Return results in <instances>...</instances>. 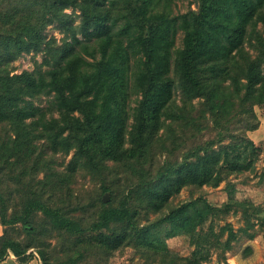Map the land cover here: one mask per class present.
Instances as JSON below:
<instances>
[{"label":"trees","instance_id":"16d2710c","mask_svg":"<svg viewBox=\"0 0 264 264\" xmlns=\"http://www.w3.org/2000/svg\"><path fill=\"white\" fill-rule=\"evenodd\" d=\"M170 1L0 0V134L6 136L0 140V166L27 163L32 130L45 135L53 150L73 147L72 169L82 159L92 166L105 159L144 161L176 86L186 98L203 97L215 125L233 117L245 123L242 131L230 133L228 143L214 146V140H205L153 170L141 166L125 197L116 205L102 199L96 219L87 226L31 187L26 195L32 196L8 214L9 194L0 184L2 223L21 222L30 237L24 243L4 237L0 259L7 250L23 263L32 256L26 250L36 245L32 216L37 210L58 229L74 234L90 230V242L108 251L130 244L161 255V264H201L200 258L207 257L200 241L207 233L201 229L209 215L218 213V205L202 196L190 198L147 224L138 221V205L157 210L186 184L217 185L222 163L229 169L245 166L231 155L232 144L257 150L245 132L258 124L253 104L264 103V35L256 28L258 20L264 21V0H197L196 9L182 13H173ZM69 7L79 11L76 24L65 11ZM49 24L65 33L60 44L46 38ZM179 32L181 44L176 46ZM245 42L257 50L254 56ZM42 48L46 67L11 72L9 64L17 55ZM220 78L229 79L228 89ZM41 96L44 104L36 102ZM227 128L229 132L232 126ZM134 195L140 203H133ZM179 233L195 241L191 256L182 261L165 243ZM232 236L230 229L224 241L214 240L218 246L223 242L225 250ZM37 249L42 264H79V256L51 263Z\"/></svg>","mask_w":264,"mask_h":264},{"label":"rangeland","instance_id":"374dc122","mask_svg":"<svg viewBox=\"0 0 264 264\" xmlns=\"http://www.w3.org/2000/svg\"><path fill=\"white\" fill-rule=\"evenodd\" d=\"M190 8H197V0L170 1L173 13H182ZM65 11L72 14L75 24L78 23L77 9L69 7ZM256 28L264 35V21L258 20ZM44 33L47 39L54 37L58 44L66 36L55 24L47 25ZM181 36L182 33L179 32L176 46H180ZM244 47L251 56L257 52L249 42H245ZM44 50L42 48L20 53L9 64L11 72L32 70L38 65L46 67L42 62L47 55ZM220 82L226 86L223 88H229V79L222 81L220 78ZM45 99V96H41L36 102L44 104ZM134 101L131 100L132 105ZM202 101L203 97L186 98L178 86L175 87L168 112L163 116V124L144 161L128 163L105 159L98 166H92L82 159L72 169L73 147L66 150L62 146L53 150L45 135L41 136L37 130H32L29 136L31 149L25 148L29 153L27 163L22 164L18 160L11 166H0L1 190L9 194L5 195L7 213L18 210L23 199L32 196L33 193L26 195L31 187L36 190L35 194H40L37 196L59 208L63 214L77 219L83 226L89 225L96 219L105 193L103 187H108L106 201L116 205L125 197L130 186L138 181L137 172L141 166L153 170L167 161L180 159L185 150L205 140H214V146H217L219 143H228L232 137L230 133L242 131L245 123L240 117H233L225 125H215L207 105ZM252 108L258 124L245 134L252 139L257 150L247 151L242 144H232L234 146L229 148L231 155L240 159L244 167L229 169L222 163L223 178L217 185L186 184L170 195L165 205L157 210L142 202L138 205L140 224H147L164 215L173 205L198 196L218 205V213L209 215L201 229L207 233L205 238H200L204 251L207 250V257L200 258L201 264H264V103H255ZM227 126H232L229 132ZM5 137L0 134V140ZM10 159L13 160V156ZM132 201L140 203L135 195ZM32 225L35 227L33 241L36 245L26 250V253L32 252V256L23 263L7 250L0 259V264H42L37 247L46 253L51 263L77 256L79 264L163 263L161 255L152 256L130 244L120 245L111 251L100 248L90 242V230L74 234L58 229L40 210L33 214ZM230 229L234 236L230 237L229 247L223 250L221 247L224 243L218 246L214 239L218 236L224 241L228 238ZM4 237H12L23 243L30 239L21 222L4 224L0 218V246ZM206 238L210 243H206ZM165 243L170 254H176L181 261L191 256L195 248V241L186 233L167 237Z\"/></svg>","mask_w":264,"mask_h":264},{"label":"water","instance_id":"95a60500","mask_svg":"<svg viewBox=\"0 0 264 264\" xmlns=\"http://www.w3.org/2000/svg\"><path fill=\"white\" fill-rule=\"evenodd\" d=\"M104 201H106L108 199V192H105L102 198Z\"/></svg>","mask_w":264,"mask_h":264}]
</instances>
